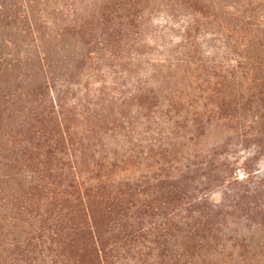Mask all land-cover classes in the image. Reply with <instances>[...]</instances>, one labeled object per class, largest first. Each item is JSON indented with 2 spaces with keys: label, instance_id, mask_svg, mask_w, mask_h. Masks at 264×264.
<instances>
[{
  "label": "trees",
  "instance_id": "1",
  "mask_svg": "<svg viewBox=\"0 0 264 264\" xmlns=\"http://www.w3.org/2000/svg\"><path fill=\"white\" fill-rule=\"evenodd\" d=\"M77 1L0 0V264H264V0Z\"/></svg>",
  "mask_w": 264,
  "mask_h": 264
},
{
  "label": "rangeland",
  "instance_id": "2",
  "mask_svg": "<svg viewBox=\"0 0 264 264\" xmlns=\"http://www.w3.org/2000/svg\"><path fill=\"white\" fill-rule=\"evenodd\" d=\"M91 1L92 0H86L85 2L80 3L79 7H81L83 5L86 6L87 4L91 3ZM230 1H236V2H239V4H240L244 0H230ZM52 3H53V0H52ZM76 5L78 6V1L77 0H76ZM85 6H83V7H85ZM48 9L50 10V7ZM263 9H264V7L261 8V10H263ZM159 11L160 12H158L157 14L154 15V20L155 21L158 20L157 24L160 23L159 25H161V24L163 25L164 24V20H163L164 18L163 17L166 15L167 12L164 11V10H161V9ZM177 11H178L177 12V18H176V21H174V22L178 23V24H176V26L174 28H171L172 30H166L165 31L166 33H164V31L160 32L159 28L157 27L158 31H156L157 33H155L153 35L155 37H158V39H161V40L164 39L165 40V44H168L169 42H173L174 40L172 39V37L175 39V41H178L177 40L178 38H177L176 35H180L181 32H182L181 31V25H184V22H185L186 19L194 17V16H191L189 14L190 10H186L185 7L179 6L177 8ZM229 11H231V9ZM3 24H5V22ZM172 27H173V25H172ZM0 31H1V36L4 37L8 33L9 30H8V27H4V28L0 29ZM159 33H161V34H159ZM159 36H164V38H160ZM206 37L207 38H204V36L201 37L202 44H203L202 45L203 52L206 53L207 50L211 51L210 52L211 54H209V55L212 57V55L214 56V54H215L216 59H219L220 56H222V55H224V56L225 55H229L230 56L231 54L230 53L228 54L229 48H230V45H231L230 41H231V43H233L235 41V39L237 38V37H235L234 40H230L228 42V40H229L228 38H227L228 40L226 38H224L222 41H217V40L212 39V37H210V36H206ZM5 45H7V44H5ZM3 49L4 50L5 49L6 50H11V46L10 45L4 46ZM155 51H157V50L155 49ZM154 53H157V52H154ZM147 55L151 56L153 54L149 53V54L144 55V57L147 56ZM143 59H146V58H143ZM249 94H250V92H248L246 90H245L244 93H242L243 97H246V98L249 96ZM256 94H257V92H256ZM259 95L260 94L258 93V96ZM253 131H254V128H253ZM117 138L118 139H122V137H120V136H118ZM253 145H254V143H253ZM253 154H254V149L253 148H251L250 150H239L238 151V156H239L240 159L244 158V157L251 156ZM255 166H256L257 169L260 170V173H259L260 175L264 174V157H259L256 160ZM214 197H215L216 200L220 199V192L217 191V193H216V195Z\"/></svg>",
  "mask_w": 264,
  "mask_h": 264
}]
</instances>
